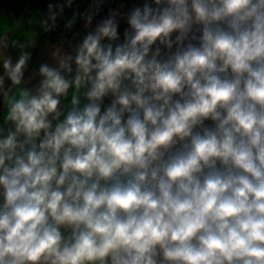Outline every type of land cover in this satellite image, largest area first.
I'll use <instances>...</instances> for the list:
<instances>
[{
    "label": "clouds",
    "instance_id": "9594fccd",
    "mask_svg": "<svg viewBox=\"0 0 264 264\" xmlns=\"http://www.w3.org/2000/svg\"><path fill=\"white\" fill-rule=\"evenodd\" d=\"M105 2L0 34V264H264V0Z\"/></svg>",
    "mask_w": 264,
    "mask_h": 264
},
{
    "label": "crops",
    "instance_id": "0c3cea01",
    "mask_svg": "<svg viewBox=\"0 0 264 264\" xmlns=\"http://www.w3.org/2000/svg\"><path fill=\"white\" fill-rule=\"evenodd\" d=\"M20 3L21 0H0V34H3L5 29L8 30L9 44L12 40L26 43L29 36L34 39L36 46L28 49L33 54L29 71L26 73V77H28L38 70L41 63L52 62V52L56 48H61L62 51H68V48L54 34L43 31L39 22L44 18V15L39 8H33L25 15L14 18L11 12ZM67 14L66 12L62 19H66ZM19 51L18 48H9V55L13 57L14 61ZM0 73H2V66H0Z\"/></svg>",
    "mask_w": 264,
    "mask_h": 264
},
{
    "label": "built area",
    "instance_id": "2783aa9c",
    "mask_svg": "<svg viewBox=\"0 0 264 264\" xmlns=\"http://www.w3.org/2000/svg\"><path fill=\"white\" fill-rule=\"evenodd\" d=\"M93 0H74L72 6L65 7L62 15L57 19V26L48 31L49 33L54 34V36L63 42L69 50V45H75L79 39L84 35L85 29L83 27L84 21L81 19L70 30H66L65 23L67 20H70L75 12H85L92 5ZM140 0H106L103 10L100 13V16L97 17V20L105 16L109 9H120L123 12H127L134 4L139 3ZM63 4V0H21L19 6L11 12V15L14 18H18L22 15H25L33 8H39L44 15L47 16L48 4ZM67 14L66 19H62V16ZM123 27V25H122Z\"/></svg>",
    "mask_w": 264,
    "mask_h": 264
}]
</instances>
